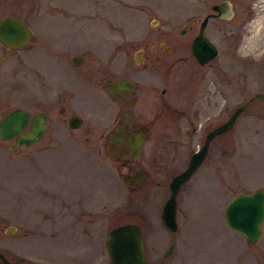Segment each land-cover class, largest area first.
I'll use <instances>...</instances> for the list:
<instances>
[{
  "label": "rangeland",
  "instance_id": "374dc122",
  "mask_svg": "<svg viewBox=\"0 0 264 264\" xmlns=\"http://www.w3.org/2000/svg\"><path fill=\"white\" fill-rule=\"evenodd\" d=\"M241 5L236 6L237 16ZM206 8L205 0H0V16L17 14L30 29L28 43L11 52H4L0 42V115L14 105L46 111V126L36 142L9 151L0 139V251L6 257L27 264H109L107 229L133 220L140 225L150 264H255L264 259V218L253 242H246L223 218V206L233 193L264 187L261 98L238 113L179 186L174 231L161 223L159 208L168 192L167 180L185 165L188 148H194L201 135L175 146L169 139L172 129L165 124L174 112L128 108L149 131L140 152L129 161L132 172H147L134 185L123 179L126 165L105 152L98 136L102 128L93 122L94 128L86 130L94 117L86 115L78 127L67 128L65 113L57 110L59 102L71 107L60 93L74 91L76 99L91 100L92 112L110 117L109 123L122 106L109 96H92L74 76L141 73L160 78L151 89L167 83L168 94L195 114L191 98L213 75L222 91L210 104L202 86L201 107L193 123H203L207 115L214 122L225 118L238 102L264 87V6L259 27L247 24L250 28L240 34L237 45L216 28L226 19L209 20L207 31L218 45L210 65L195 60L188 41L196 30L188 24ZM181 26L184 34L178 31ZM172 36L179 43L187 41L175 44ZM158 40L169 44V50L160 46L150 50L149 43ZM139 46L150 54L148 60L134 59ZM83 50L90 51L86 60L71 64L69 55ZM154 51L162 58H151ZM251 56L255 63L249 61ZM149 62L156 67L150 68ZM158 116H164L160 123L166 127L161 128V137ZM202 132L201 124L198 133ZM169 242L171 248L159 263Z\"/></svg>",
  "mask_w": 264,
  "mask_h": 264
},
{
  "label": "flooded vegetation",
  "instance_id": "af4514ba",
  "mask_svg": "<svg viewBox=\"0 0 264 264\" xmlns=\"http://www.w3.org/2000/svg\"><path fill=\"white\" fill-rule=\"evenodd\" d=\"M205 1H206V7L207 8H206V10L203 11L202 16L199 19H197V18L194 19L192 21V23L188 24V28L189 27L190 28L196 27L195 32L188 38L189 50H190V53L192 54L193 57H194V55L190 49L191 40L199 29L200 19L205 14H207V18H206L205 24L202 28V32L204 35H206V37H208L214 43V45L216 47V52L214 53V55H216V53L218 51V45L212 40V38L210 37V35L207 31L209 20H211L213 18H221L223 20L226 19L225 24L216 26V28L221 30L222 32L223 31L227 32L228 35L232 38V41H233V43H235V45H237L239 38L241 37L240 34L243 31H245L246 29L250 28L249 26H247V24H249V25L251 24V26L254 29L259 27V25L261 24L259 22L258 16L260 13H262L261 9L264 6V0H245L244 2H241V3H239L240 0H237V2L239 4H242L241 6L243 7L242 13L239 14L238 16L236 15V6L237 5L239 6V4L237 3L236 5H234V3L236 2L235 0H226L228 2V4H227L228 9L227 10H226L225 5L223 6V4H221V6H219V9L212 8V3L218 2L220 0H205ZM217 10H219L220 14H215V12H217ZM225 12H227V13H225ZM15 15H17V14H15ZM184 29H185L184 26H181L178 29L180 34H184V33H181L184 31ZM261 30H262V32H264V23L262 24ZM172 39L174 40V42H177V40L174 38V36H172ZM186 41H187V39H185V41L183 43L177 42L175 44H184ZM1 44L3 45L2 46V50H3V48L5 46L3 43H1ZM155 46H160L163 50H169V48H170L169 44L164 43L161 40H158L154 43L153 42L149 43V49L150 50H154ZM263 51H264V48H263ZM86 52H88V50L87 51L83 50V51L71 53L69 55V59H68L69 62L71 64H76V65L84 62V60H86L85 58L87 57V54L90 51L88 53H86ZM140 53H141V55H140ZM73 55L77 56L76 60L79 59V61H76V63L72 62V56ZM214 55L210 59H208L204 62H198L197 59L195 57L194 58L200 64L207 62L210 65L211 59L214 57ZM149 57H150V54L148 53V51L143 52L142 46H139L134 51V59L136 61L148 60ZM151 58H153L154 60H158V59L162 58V55L160 52L154 51L151 54ZM95 60H96V56H93L92 61H95ZM249 61L251 63H255L256 57L251 56V58H249ZM148 65L152 69H154L156 67V65L153 62H149ZM210 76L211 77L207 78L206 80H205L206 77L204 76L203 79L205 81H203L201 86L199 87V94H195L191 98L190 103H192L191 105L194 108H196L195 114H191L189 110L184 109L183 106L181 105V102H179L176 97L168 94L169 90H168V84L167 83L165 85L159 86L157 90L151 89V86H154L156 81H159L160 78L144 77V75L141 73H135V74H124V73H122V74H115L114 76H108L104 73H101V74L90 73V74H86V75H84L82 73L81 75L74 76V81H76V83H78V84L85 83L88 86V88H86V90L89 94H92V96H99V95L100 96H103V95L109 96V97L113 98L114 100H117L119 102V105L122 106V108H120L116 112L119 114L117 116H115L113 119H111L109 123H107V121L110 119V117H108V116L103 117L100 114L92 112L90 110L91 109V105H90L91 100L89 101V98H86V97H84L83 99L80 98L79 100L76 99L74 91H72L73 93H70L66 90V91L60 93L59 97L64 102H66L67 104H70L71 107L66 109V105L62 102H59V104L57 105V110L59 112L65 113V125L67 126V128L78 127L83 122L84 118H86V115L88 117H91V118L94 117L95 120H93V118H92V121L88 122V126L86 127V130L90 131L94 128L93 122L97 123L98 126L100 128H102V130L99 132L98 136L101 140V143L104 147L105 152H107L108 154H110L114 158L120 159V161L126 165V172L123 175V179H125L124 177H126V179H125L126 181H129L132 184L137 185L138 183L133 182V179L136 178L138 175H141V173H145V177H146L147 172L144 170H137L136 172H132V164L129 161L134 156L130 155L128 153L130 150L129 140L131 138L134 139L135 138L134 135L137 132L142 131V138H141L140 144H139V152H140L141 144H142L144 138L146 137V135H148L149 131H148L147 125L144 122L143 123L138 122V120H136V118L134 116H131V114H130L131 110L128 108H132L134 105H136L139 109H144V110H149L151 108H155V109H157L156 112H159L162 109L165 111H167V109H168L170 113L174 112L175 113L173 116L174 118L170 114L169 119H168L169 120L168 123H166L165 121H163V122H165V124H168V126H166L167 128L172 129V134H171V136H169V139L174 142L172 144H174L175 146H178L177 143L180 140H184V142H188L189 139L192 138V136H194V135L197 136L198 134L201 135L200 142L194 148H191V147L188 148V150H187V152H188L187 160H188L190 153L197 146H199L201 144V142L204 140L207 131L210 130L213 126H215L218 123L225 120L228 117V115L232 112L233 108L235 107L234 106L232 108L230 113L225 118L223 117L222 119H219L216 122L211 121L212 120L210 118L211 116L207 115L206 120H204L203 123H201V121L196 122V124L193 123V118L198 116V113H199L198 109L201 107L200 101L202 100L201 99V96H202L201 91H203L202 86L205 87L204 92L207 94L210 104H215L217 102L216 98H217V96H219L217 94V92L222 91L221 84L217 82V80L214 78L213 75H210ZM118 77H125L128 80H130V82L127 80L128 85H124V87L122 86L121 94L115 89L110 90L108 88V86H111L112 82ZM206 87H208V90L206 89ZM255 91H264V87H262L260 89H256L253 92H255ZM253 92H251L250 94H252ZM203 97H205V96H203ZM256 97L261 98L264 102V99L262 97H260V96H256ZM256 97H253L252 99H250L249 102ZM221 101H222L221 102V105H222L223 104L222 98H221ZM221 105L218 106V109L222 108ZM79 106H81V107L79 108ZM44 112H45V126H46V111L44 110ZM72 115H74V117L79 119V122L76 125L73 124L74 121L72 119L69 121V118H71ZM163 117L160 118L158 116L157 122L160 123L162 121ZM235 118H234V120H235ZM165 120H167V119H165ZM234 120L232 121V123L234 122ZM232 123H231V125H232ZM201 124L203 126V132L198 133V128L200 127ZM164 126L165 125H162V123H160L157 126L159 128V130L157 131L159 137L164 135V133L161 132V130H162L161 128H166ZM44 129H45V127H44ZM224 130L218 131L210 137V139L208 140L207 146H206V151H205L201 161L197 164L196 168H198L200 166L204 156L206 154H208L207 152L209 151L210 144L214 143V141H215L214 139L218 138L219 134L221 132H223ZM43 132H44V130H43ZM8 140H10L9 142H12V138H9ZM166 142H169V141H166ZM18 145H20V144H15V146L17 148L16 150H18ZM171 157H174V154H172ZM187 160L185 162V165L187 163ZM182 168H180V169H182ZM180 169H178V170H180ZM178 170H176V171H178ZM176 171H174V172H176Z\"/></svg>",
  "mask_w": 264,
  "mask_h": 264
},
{
  "label": "water",
  "instance_id": "95a60500",
  "mask_svg": "<svg viewBox=\"0 0 264 264\" xmlns=\"http://www.w3.org/2000/svg\"><path fill=\"white\" fill-rule=\"evenodd\" d=\"M225 5L226 10L228 2L220 0L212 3V8L219 9V6ZM227 13V12H225ZM215 14H220L219 10ZM207 14H205L199 23V29L191 40L190 49L198 62H204L210 59L216 52L214 43L203 34L202 28L205 24ZM30 30L26 22L18 15L6 13L0 16V42L4 44V51L11 52L15 47L21 46L29 41ZM76 55L72 56V62L76 63ZM127 78H116L110 90H117L121 94V88L128 85ZM130 82V80H128ZM260 96L264 99V91H255L241 102L235 105L228 117L207 131L204 140L189 155L186 165L172 173L167 181L168 192L163 198L159 208V219L161 223L171 231L177 226L176 221V200L175 195L180 183L188 178L190 173L201 161L208 140L218 131L228 128L236 115L253 97ZM76 125L79 119L72 115L70 120ZM45 127V112L42 109L30 111L22 106L14 105L7 108L0 115V139L12 138V142H4V146L9 151H15V144L29 145L37 141ZM134 139L129 140V154L136 155L139 152V144L142 138V131L134 135ZM15 143V144H14ZM145 177L141 173L133 182L139 183ZM126 179V177H124ZM223 218L228 227L240 232L246 242H252L261 232V222L264 218V187L256 186L248 191H238L233 193L223 206ZM12 225L5 228L10 230ZM104 244L109 258V264H149L145 257L143 238L140 225L133 220L118 222L111 225L105 234ZM172 243L161 253L162 257L170 250ZM0 261L5 264H27L19 259H9L0 251ZM255 264H264L262 261Z\"/></svg>",
  "mask_w": 264,
  "mask_h": 264
}]
</instances>
